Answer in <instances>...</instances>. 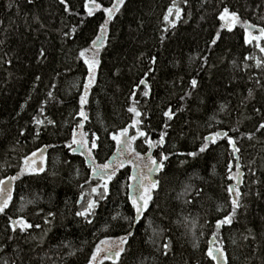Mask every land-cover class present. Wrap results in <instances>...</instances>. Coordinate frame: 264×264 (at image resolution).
I'll list each match as a JSON object with an SVG mask.
<instances>
[{
    "label": "trees",
    "instance_id": "16d2710c",
    "mask_svg": "<svg viewBox=\"0 0 264 264\" xmlns=\"http://www.w3.org/2000/svg\"><path fill=\"white\" fill-rule=\"evenodd\" d=\"M115 2L96 0L101 9L89 16V0H66L68 11L60 0H0V187L12 197L0 214V264H88L101 240L121 237L124 251L101 264H217L207 255L212 238L227 264H264V129L257 131L264 123V52L256 41L245 43L243 26L264 28V0H125L101 33L103 9ZM224 8L240 18L231 32L218 18ZM97 36L99 47L92 44ZM82 51L99 60L86 119ZM133 106L140 117L128 111ZM123 128L137 137L134 154L143 161L169 157L138 223L128 198L131 165L118 169L102 199L104 183L66 146L82 130L90 145L96 139L92 160L103 165L116 153L111 136ZM216 133L223 135L201 153L205 137ZM26 159L36 171L6 185ZM229 187L241 193V206L231 225L217 230L232 212ZM90 200L93 214L76 216ZM20 219L33 227L13 232Z\"/></svg>",
    "mask_w": 264,
    "mask_h": 264
},
{
    "label": "snow or ice",
    "instance_id": "6c2138e0",
    "mask_svg": "<svg viewBox=\"0 0 264 264\" xmlns=\"http://www.w3.org/2000/svg\"><path fill=\"white\" fill-rule=\"evenodd\" d=\"M34 0H28V3L31 4L33 3ZM90 3L93 4V7L89 8L88 4L86 3L85 7L86 10L88 11V15L91 16L94 14V12L96 10L101 9V5L99 3H96V0H89ZM61 4H65V11H68V6L66 4V0H60ZM125 4V0H116V2L113 4V6L111 8H104L103 11L105 12L106 16L108 17V19L105 20V23L100 25V31L101 33H104L107 31L106 25L111 21V18L113 17L115 12H118L120 10L121 7H123ZM172 10L169 9V14H171ZM176 16L177 18H179V10H176ZM219 20H221L223 22V24L221 25L222 28H226L229 32H231L233 30V28L237 25V23L240 22V18L237 15V13L235 12H230L228 8H224L223 12L220 13L219 15ZM168 17L165 16V20H167ZM244 29H245V36H244V40L246 44H250L253 41L257 42V47H260L261 52H264V47H261L259 42L260 41H264V28L259 29V35H254L251 31H249V29L252 28V25L247 24L246 22L244 23ZM73 32H75V29H73ZM163 39V37L161 38ZM220 39V33L217 32L216 37L212 40V44H216L217 40ZM97 42H99L100 44H103V39L101 36H97L96 40L92 41V44L94 46L97 45ZM99 49L97 48V51ZM42 56L44 55L43 52L40 53ZM80 57L83 58L84 63L87 65L88 67V79H87V83L84 85L85 87V93L84 95H82L80 97V104H81V112L80 115L83 118H87L86 114L83 111V105L87 102V93L88 90L91 88L92 84L95 82V75H94V71L95 69L98 67L99 65V60L92 58V59H88L85 56V52L82 51L80 53ZM156 62V58L153 57L152 58V63L154 64ZM259 64V62H258ZM37 79H39V77H37ZM140 84H145L144 80L140 81ZM192 87H196L197 85V81L195 79H193L191 81ZM133 95H135V92H133ZM144 96H148L149 92L148 91H144L143 92ZM49 96H51V93H49ZM129 112L133 113L136 117H140L141 113L137 110V108L135 106L130 107L128 109ZM164 115L166 117H168V119L172 118L173 113L171 112V109H169V111L165 112ZM37 124L41 123V121L37 120L36 121ZM49 123H51V121H49ZM139 124V120H133L132 125H130V127H136ZM167 126V125H166ZM80 127H83V125L81 124ZM260 129H264V123L260 124L259 129H257V131H259ZM140 136H145L146 134L144 132H139L138 133ZM81 138L77 139L76 134L73 133V138L71 143L67 144L66 146L72 150V152H76L78 149H83L85 151L88 152V156L89 158L92 157V150L96 149L98 147L96 139L91 141V145L90 147L88 146V141L83 139L84 134L81 133ZM166 135V133H161L160 136V140L157 141V143L162 147L163 143H164V136ZM221 134L220 133H216L214 137H205V143L200 147L199 151L201 153L207 151L209 144L210 143H215L216 142V137H220ZM224 137H227V133H224ZM136 136H131L129 137L128 134V128H123L118 134L112 135L111 139L113 141H115L116 145H117V155L120 154L121 151H127L130 153H135V149L133 148V144L136 140ZM251 138V137H249ZM98 139V137H97ZM228 144L231 146L233 153H239L240 152V148L237 147L236 142L232 139V138H228ZM149 148L151 149L154 145L152 143V141L148 140L147 141ZM73 145H76V147L74 148ZM33 155H35V153H33ZM189 156H192L193 158L196 157L197 153L195 152H191L188 153ZM136 159H142V157H140V155L138 153H136ZM149 161H150V166L148 167V173H152L153 171L159 172L162 171L164 169V161H167L169 159V157L163 153H161V159L159 161L152 159L151 156H149ZM25 169H21V172L14 177H10V180H17L20 178V176L25 174V171H27L29 174L35 172V169L29 168L27 167L29 164V160L26 159L25 160ZM125 165V161L123 160H119L117 166H113L110 165L108 163H105L103 165H98L95 163L94 160H92V169H93V174L98 176L100 179H102L104 181V184L102 185L103 187V192L101 193V198H105L108 193H109V183L115 178L116 173L118 171L119 168H123ZM239 166L237 165V168ZM229 171H231V166L229 168ZM237 179V183H239V178L235 177ZM132 179L137 180V184L135 185L134 188V194L129 195V200L131 202V207L135 212V217H134V221L135 222H139L141 220V217L144 216V213L148 210V206L149 203L152 200V193L153 191L156 189L157 185H158V181L155 180H151L149 178L148 175H145L143 173H137L136 176L132 177ZM229 180L234 179V177L232 175H229L228 177ZM147 181V183H146ZM5 182L0 180V185H3ZM128 187H133L132 185H129ZM92 192L95 193L96 189L93 188ZM228 192L230 196H233L234 198L231 200V204H232V212L225 216L223 219L218 220L216 223V228L217 230H219L223 225H231L233 217L235 216L238 208L241 206L240 205V201H239V197L241 196V193L239 192L238 189H235L234 187H229L228 188ZM0 196H3V200L2 202H0V214H4L5 210L8 208L9 206V202L11 201L12 197H11V189L9 188L8 191L5 193V190L0 187ZM83 198V197H82ZM96 208V202L95 201H88L87 204V208L84 209L83 211H78L76 212V216L78 217H85L87 218L89 215L93 214L94 209ZM51 215V214H49ZM115 219V217H114ZM48 220H45V223H48ZM91 220H88V223H91ZM12 231L15 232L17 230V228H19V230L21 232L27 231L28 229L32 228L33 225L26 222L24 219H20V220H16V221H12ZM35 227H39V225H36ZM129 235H131V233H129ZM121 243H127V237H121L120 238ZM169 245L165 244L164 248L166 249V251L164 252V255H167V249H169ZM101 250L99 248H97L96 250V254H98ZM124 251V249H121L120 252ZM120 252L116 253V256L119 257ZM219 253V255L217 256L216 254ZM96 254H93L92 260L96 259ZM207 255L212 258L215 259L217 261V264H219V261L224 259V253L222 251L221 248H210ZM224 264H227V260H225Z\"/></svg>",
    "mask_w": 264,
    "mask_h": 264
},
{
    "label": "rangeland",
    "instance_id": "374dc122",
    "mask_svg": "<svg viewBox=\"0 0 264 264\" xmlns=\"http://www.w3.org/2000/svg\"><path fill=\"white\" fill-rule=\"evenodd\" d=\"M254 35H257L255 33H253ZM94 55V56H93ZM92 58H95L96 59V52L92 53L90 52V55L88 57V59H92ZM89 75V73H88ZM94 75H95V71H94ZM88 94V93H87ZM81 112V111H80ZM83 118V117H82ZM81 129V128H80ZM78 129L76 131V137L77 139H80L81 138V133H83L82 130ZM83 139L87 141V139L85 138V136H83ZM88 146L90 147V144L88 143ZM73 147L75 148L76 145H73ZM86 152V155H88V152ZM116 152H118V149H117V145H116ZM131 158H135L136 159V155L134 153H130V152H127V151H121L120 154H119V160H123L125 161L126 164H130V159ZM92 159V157H91ZM115 162L114 164H112L114 167L117 166L118 164V161ZM137 160V159H136ZM138 163V166L143 168V167H149L150 166V161L149 162H145L143 161L142 159H139L136 161ZM147 163V164H146ZM40 165L38 164V167ZM136 167V166H135ZM40 168V167H39ZM132 165H131V169H132ZM91 173H93V170L91 171ZM137 173H140V172H137ZM148 175V173L146 174ZM133 180L130 182V185L133 183ZM102 183H104L103 180H100ZM147 183V181H146ZM133 194H134V190L132 191ZM125 244V243H124ZM124 244L121 243V240L120 238H117V239H104V240H101L95 247L94 251H93V254H96V250L97 248H99L101 251L96 254V259L95 260H92V257H93V254L90 258V262L88 264H101L104 260H111V261H114V260H117L118 257L116 256V253L117 252H120L121 249H123L124 247ZM121 253V252H120ZM112 258H114V260H112Z\"/></svg>",
    "mask_w": 264,
    "mask_h": 264
},
{
    "label": "water",
    "instance_id": "95a60500",
    "mask_svg": "<svg viewBox=\"0 0 264 264\" xmlns=\"http://www.w3.org/2000/svg\"><path fill=\"white\" fill-rule=\"evenodd\" d=\"M91 7V6H90ZM259 29L260 28H258V27H256V26H253L252 25V28L251 29H249V31H251L252 33H254V32H259ZM100 46V43L99 42H97V45L95 46V47H99ZM221 135H223V133H220ZM71 153L73 154V155H81V156H83L84 158H85V162H86V165H88L89 167H91L92 168V161H91V159L89 158V156L88 155H86V152H85V150H83V149H78L76 152H72V150H71ZM40 155H45V149L44 148H42L39 152H38V156H40ZM119 155H117V152H116V154L115 155H112L111 156V158H110V160L108 161V164H111L112 162H113V160L116 158V157H118ZM160 172V171H159ZM157 174H158V172H156V171H153L152 173H148V176H149V178L151 179V180H155L156 181V176H157ZM137 174H136V170L135 169H132V171H131V176L132 177H134V176H136ZM91 179H93V180H98V181H100V180H102V179H100L98 176H96V175H94L93 173L91 174ZM11 184V181H10V179H8V181L6 182V185H10ZM137 184V180H135L134 179V182H133V184H132V186L133 187H131L129 190V195H132L133 194V190H134V188H135V185ZM239 183H237V185H238ZM213 243H214V239L212 238L211 240H210V242H209V246H210V248H214L212 245H213ZM217 256L219 255V253H217L216 254ZM112 260H114V258H112ZM220 263L221 264H224V261H223V259L222 260H220Z\"/></svg>",
    "mask_w": 264,
    "mask_h": 264
},
{
    "label": "flooded vegetation",
    "instance_id": "af4514ba",
    "mask_svg": "<svg viewBox=\"0 0 264 264\" xmlns=\"http://www.w3.org/2000/svg\"><path fill=\"white\" fill-rule=\"evenodd\" d=\"M130 163H131L132 167L136 170V173L140 172V173H143L145 175L148 173V167H143V168L139 167L133 158L130 159Z\"/></svg>",
    "mask_w": 264,
    "mask_h": 264
}]
</instances>
